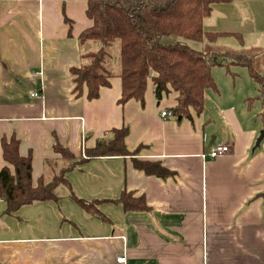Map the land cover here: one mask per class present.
<instances>
[{"label":"crops","instance_id":"0c3cea01","mask_svg":"<svg viewBox=\"0 0 264 264\" xmlns=\"http://www.w3.org/2000/svg\"><path fill=\"white\" fill-rule=\"evenodd\" d=\"M87 1L0 0V168L13 171L1 143L12 134L20 153L32 154L34 186L68 167V184H58L55 197L14 213L0 193V264H264V138L256 145L264 92L237 86L232 71L233 83L207 89L204 111L191 110L192 118L163 116L177 104V92L158 100L151 79L144 103L119 102L117 74L97 98L87 97L86 86L77 95L70 69L81 65L79 35L93 24ZM204 28L223 32L212 44L205 39L209 45L235 38L238 50L248 49L246 34L264 32V0L214 3ZM123 126L135 155L82 160ZM56 143L74 156L65 160ZM219 143L230 150L210 157ZM133 156L173 173H147ZM124 189L144 195L151 210H127L117 200ZM80 198L95 201L104 218ZM73 202L66 213L64 204Z\"/></svg>","mask_w":264,"mask_h":264},{"label":"trees","instance_id":"16d2710c","mask_svg":"<svg viewBox=\"0 0 264 264\" xmlns=\"http://www.w3.org/2000/svg\"><path fill=\"white\" fill-rule=\"evenodd\" d=\"M229 0H88L86 13L93 24L79 35L83 47L82 62L70 70L75 83L74 92L82 95L87 87V97L95 99L102 86L111 84L110 78L116 74L122 79V94L119 102L130 99L144 103L145 91L151 79L154 94L158 100L171 90L177 92V104L171 112L180 117L192 118L191 110L201 114L205 108V92L211 88L219 91L212 74V66L218 61L246 66L251 77L264 92V49H220L209 45L205 49L193 47L179 41L188 39L211 44L223 32L207 31L204 19L210 15L214 3ZM228 34V33H224ZM242 38L241 35H238ZM90 42H97L95 49H85ZM118 44L120 71H114L110 58V48ZM96 45V44H95ZM228 68V67H227ZM233 73L232 71H227ZM264 122V118H263ZM128 127L113 128L110 136L101 138L96 145L88 148V160L104 155H135L125 143ZM3 158L13 166V171L0 168V193L6 201L7 213H14L24 205L55 197L54 188L61 183L68 184L64 167L53 180L39 179L36 186L32 182V154L20 153V140L16 134L1 139ZM54 148L69 159L73 152L61 143ZM136 168L158 176L173 172L154 161L140 160L133 156ZM46 162H49L47 160ZM71 162V161H68ZM81 162V160H80ZM127 210H151L144 195L136 196L124 189L117 199ZM80 204L90 213L104 218L95 201L79 199Z\"/></svg>","mask_w":264,"mask_h":264},{"label":"rangeland","instance_id":"374dc122","mask_svg":"<svg viewBox=\"0 0 264 264\" xmlns=\"http://www.w3.org/2000/svg\"><path fill=\"white\" fill-rule=\"evenodd\" d=\"M179 41L189 44L193 47H198L199 46V42L193 41V40H188V39H180ZM90 44L92 45L90 47V49H95L98 47V43L97 42H90L88 45H86L85 48L89 47ZM96 44V45H95ZM238 42H236L235 38H222L220 40H218L214 45H216V48H222V49H237L238 46ZM243 45L245 47L248 48H263L264 49V32H254V33H250V34H246V37L244 38L243 41ZM209 44L208 42H206V40H203V43L201 42L200 44V48L205 49L206 47H208ZM215 47V46H213ZM110 52L112 54V59L110 58V63L112 64V68L114 69V71H120V64L118 61V44L115 43L111 48H110ZM228 67V68H227ZM227 71H237L238 75L235 74V76H237L234 80L236 81L237 86L238 85H252L254 84L255 87L258 88L257 83L253 80V78L250 75L249 69L246 66H241V65H235V64H230L226 61H218L217 63H215L212 66V72L214 75V79L217 83L218 89H222L224 88V85L227 81V79H230L231 84L233 83V77L230 75L232 73H228ZM256 88V90H257ZM262 101L264 103V93L262 96ZM193 110V109H192ZM65 191V190H63ZM74 204H64L65 207V212L70 214L72 211L71 209H73V207L76 205V202H73Z\"/></svg>","mask_w":264,"mask_h":264},{"label":"built area","instance_id":"2783aa9c","mask_svg":"<svg viewBox=\"0 0 264 264\" xmlns=\"http://www.w3.org/2000/svg\"><path fill=\"white\" fill-rule=\"evenodd\" d=\"M36 96H40L39 92L34 93ZM163 116H169L172 115L173 113L171 111H162L161 113ZM230 150V146L225 144V143H219L217 145H214L209 151L208 155L210 157H217L220 155H223L227 153ZM121 261L125 260L124 257L119 258Z\"/></svg>","mask_w":264,"mask_h":264},{"label":"water","instance_id":"95a60500","mask_svg":"<svg viewBox=\"0 0 264 264\" xmlns=\"http://www.w3.org/2000/svg\"><path fill=\"white\" fill-rule=\"evenodd\" d=\"M263 138H264V130L261 132V135H260V137L258 138L256 145H259L260 141H261Z\"/></svg>","mask_w":264,"mask_h":264}]
</instances>
